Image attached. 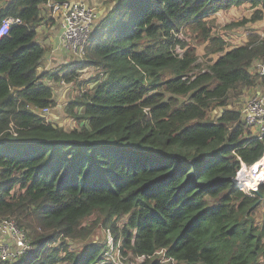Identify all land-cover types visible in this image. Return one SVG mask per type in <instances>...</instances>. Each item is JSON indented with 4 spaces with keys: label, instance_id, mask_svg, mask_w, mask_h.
I'll list each match as a JSON object with an SVG mask.
<instances>
[{
    "label": "trees",
    "instance_id": "trees-1",
    "mask_svg": "<svg viewBox=\"0 0 264 264\" xmlns=\"http://www.w3.org/2000/svg\"><path fill=\"white\" fill-rule=\"evenodd\" d=\"M47 1L0 8V23L22 20L0 41V219H15L35 247L0 264H116L106 246L68 242L93 214L126 260L261 264L264 217L255 224L252 214L264 185L247 194L233 177L241 161L263 155L264 139L228 105L260 84L251 66L264 62V35L228 48L209 17L249 3L258 22L264 0H117L94 24L85 58L62 75L38 71ZM185 26L220 54L206 70H195V51L177 49H186L177 37ZM89 68L92 88L70 107L86 122L74 130L49 122L41 111L56 102L42 79L79 81ZM214 106L224 110L211 118Z\"/></svg>",
    "mask_w": 264,
    "mask_h": 264
},
{
    "label": "built area",
    "instance_id": "built-area-1",
    "mask_svg": "<svg viewBox=\"0 0 264 264\" xmlns=\"http://www.w3.org/2000/svg\"><path fill=\"white\" fill-rule=\"evenodd\" d=\"M47 6L52 14L62 20V43L73 52L79 60L85 58L86 45L89 41L97 10L84 3H71L67 0H48ZM20 18L6 17L0 23V41L8 35L11 25L21 23ZM251 72L260 77V84L252 90L242 109L243 121L248 131L258 139H264V62L256 61ZM46 108L42 111L49 112ZM233 181L243 192H257L264 185V153L252 164L243 161L237 169ZM35 247L27 238L26 231L13 218L0 219V260L17 262L26 254L33 252ZM116 264H126L117 262Z\"/></svg>",
    "mask_w": 264,
    "mask_h": 264
},
{
    "label": "rangeland",
    "instance_id": "rangeland-1",
    "mask_svg": "<svg viewBox=\"0 0 264 264\" xmlns=\"http://www.w3.org/2000/svg\"><path fill=\"white\" fill-rule=\"evenodd\" d=\"M253 12L254 9L249 3H243L239 6H233L228 10H220L218 13H211L209 20L210 23L214 25V35H218L224 38L228 43V48L233 45L243 44L246 41L248 42V40L250 39L249 35L251 34L264 35L263 20L260 23L249 21V19L252 17ZM175 34L177 36L178 33H174V35ZM199 36H202L200 31H193V28L186 26L182 29V32L177 36L181 38L183 42L186 43V49L177 48L179 52L183 53L185 50L195 51L197 61L195 63L194 68L197 71L206 70L209 65L212 64L214 60L220 55L219 53H209L208 42L202 40ZM90 69L91 68L85 69L87 71L84 70L81 73L80 80L84 82L86 79H88L89 76L90 81L91 78L96 76V69L95 71ZM83 85L85 86V89L87 87H90V85L86 83H84ZM79 87L80 86H78V92L74 95V98H72L70 103H68L67 105H62L60 109L59 106H55V109L58 108L61 111L60 115L56 118L57 122L53 123L52 121H50V114H47L48 112L42 111V114L46 115L45 118L49 122H52L53 124H58L59 126H62L67 130H74L76 128H80L86 122L85 120L79 122L75 117V114L78 110L75 108H70L72 102L76 100V97L79 95ZM87 90H89V88ZM251 91L252 90H247L238 97L232 98L231 104L228 105V108L242 110L244 107V103ZM175 98H179L180 101L184 99V97L178 96H175ZM222 112V106H214L213 108H211L209 114L211 118H215L218 115H222ZM252 216L254 218L255 224H260L262 222L264 217V199H261ZM101 220L102 216L98 214H93L89 216L83 221V226L81 227V229H79L80 237L68 239V242L73 245V247H77L78 250H82L85 245L100 244L103 247L106 246L108 248V252H105L104 255L110 261L112 260V262L115 263L123 262L126 264H140V260H136V258L129 256V260H126L121 256L120 252L117 249V246L114 245V233L109 228H107ZM120 243L121 239L118 244L120 245ZM160 254L162 255V253ZM161 262L162 264H170V261L164 259H161ZM260 262L261 264H264V256L261 257ZM62 264L68 263L66 262Z\"/></svg>",
    "mask_w": 264,
    "mask_h": 264
},
{
    "label": "crops",
    "instance_id": "crops-1",
    "mask_svg": "<svg viewBox=\"0 0 264 264\" xmlns=\"http://www.w3.org/2000/svg\"><path fill=\"white\" fill-rule=\"evenodd\" d=\"M7 0H0V8L4 7ZM71 3H84L88 4L91 7H94L97 10V21L103 19L108 11L111 9L112 5L117 2V0H67ZM10 17V16H8ZM40 17L42 18L41 22L37 27V40L42 43L45 47V53L42 59L39 61L38 71L40 73L46 72H58V74L62 75L66 70L67 66L72 64L73 62L78 61L77 56L68 50L62 43V20L58 18L56 15L52 14L51 9L47 6V4H43L41 6ZM262 21V20H261ZM258 21L257 23H260ZM264 21V18H263ZM90 70H94L95 68H91ZM87 71V70H85ZM86 79L84 82L80 77H78L79 81H66L64 79L54 80L53 78L46 77L42 79V82L49 85L53 89L54 100L56 105L59 106V109L62 105H67L71 102L74 95L78 92H85L88 88H92V82ZM89 81V82H86ZM84 83L89 84L90 87L85 89ZM88 91V90H87ZM55 107L50 108L47 114L49 115V120L53 123L57 122V117L60 115V110ZM42 113V111H41ZM46 116L45 114H42Z\"/></svg>",
    "mask_w": 264,
    "mask_h": 264
},
{
    "label": "water",
    "instance_id": "water-1",
    "mask_svg": "<svg viewBox=\"0 0 264 264\" xmlns=\"http://www.w3.org/2000/svg\"><path fill=\"white\" fill-rule=\"evenodd\" d=\"M223 110H224V108H223ZM263 198H264V197H261V199H263ZM257 203H260V200H259ZM257 203H256V204H257ZM256 204H255V205H256Z\"/></svg>",
    "mask_w": 264,
    "mask_h": 264
}]
</instances>
